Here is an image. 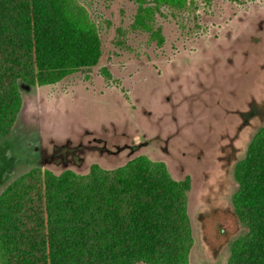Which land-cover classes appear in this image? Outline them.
Wrapping results in <instances>:
<instances>
[{
  "label": "rangeland",
  "instance_id": "1",
  "mask_svg": "<svg viewBox=\"0 0 264 264\" xmlns=\"http://www.w3.org/2000/svg\"><path fill=\"white\" fill-rule=\"evenodd\" d=\"M64 6L99 56L55 81L20 84L0 140L7 208L21 209L22 190L36 198L37 175L144 169L178 188L188 227L178 264H229L232 243L248 231L233 213L240 162L264 129V0ZM3 227L0 264L6 253L11 264Z\"/></svg>",
  "mask_w": 264,
  "mask_h": 264
},
{
  "label": "trees",
  "instance_id": "2",
  "mask_svg": "<svg viewBox=\"0 0 264 264\" xmlns=\"http://www.w3.org/2000/svg\"><path fill=\"white\" fill-rule=\"evenodd\" d=\"M66 1L0 0V140L9 134L7 111L19 104L21 83L55 81L99 56ZM240 165L233 213L248 231L232 243L229 264H264V129ZM143 170L133 177L93 173L88 180L37 175V196L22 190L27 200L17 202L20 210L7 208L1 196L11 264H178L188 239L178 188ZM10 259L6 253L1 264Z\"/></svg>",
  "mask_w": 264,
  "mask_h": 264
}]
</instances>
